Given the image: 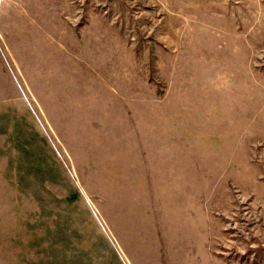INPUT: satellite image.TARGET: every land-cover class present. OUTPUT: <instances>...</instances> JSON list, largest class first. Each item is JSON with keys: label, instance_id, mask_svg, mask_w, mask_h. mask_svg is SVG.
Segmentation results:
<instances>
[{"label": "rangeland", "instance_id": "rangeland-1", "mask_svg": "<svg viewBox=\"0 0 264 264\" xmlns=\"http://www.w3.org/2000/svg\"><path fill=\"white\" fill-rule=\"evenodd\" d=\"M0 264H264V0H0Z\"/></svg>", "mask_w": 264, "mask_h": 264}]
</instances>
